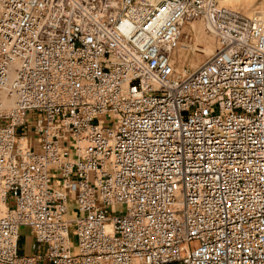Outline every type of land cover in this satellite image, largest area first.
Segmentation results:
<instances>
[{"label":"built area","instance_id":"1","mask_svg":"<svg viewBox=\"0 0 264 264\" xmlns=\"http://www.w3.org/2000/svg\"><path fill=\"white\" fill-rule=\"evenodd\" d=\"M194 21L217 40L195 69ZM0 264H264V14L0 0Z\"/></svg>","mask_w":264,"mask_h":264},{"label":"rangeland","instance_id":"2","mask_svg":"<svg viewBox=\"0 0 264 264\" xmlns=\"http://www.w3.org/2000/svg\"><path fill=\"white\" fill-rule=\"evenodd\" d=\"M224 0H220V3L233 9L236 11H239L243 13L244 15L251 16L255 13H261L264 14V0H227V2L223 3ZM195 23L196 26H201L204 28V33L206 35V41L209 42V44L212 47V52L215 53L216 46H217V40L216 38L207 30L206 26L200 22V21H194L189 24H186L181 32L180 40H179V49L176 52V58L177 61L181 66L193 68V62L197 59V57H202L199 65L204 63L207 59H209L212 55L204 56L201 51L205 49L206 45L201 41L200 35L195 31L191 24ZM187 30V31H186ZM191 38V39H190ZM190 39V41H189ZM214 41H213V40ZM189 41V42H188ZM212 41V42H211ZM214 45V46H213ZM212 53V54H213ZM182 61V62H181ZM41 117V115H38L36 113H29L28 118L33 119V121L38 120ZM30 121V120H29ZM106 122H111L110 119H106ZM27 133V130L25 128H20L17 131L18 135H25ZM31 135V134H29ZM60 147L61 148H73V143L70 141L69 136L67 135L64 139L60 141ZM113 213H116L118 215L123 214V207H114L112 209ZM77 216L76 208L71 207L70 208V214L69 217L74 218ZM74 228H71V235L70 240L72 242V245L74 249L77 247V240L74 236ZM31 239L29 236V231L26 228L20 229V238L18 242V254L19 255H26L29 253H35V254H41L43 253L45 247L42 246L40 248H31Z\"/></svg>","mask_w":264,"mask_h":264},{"label":"bare ground","instance_id":"3","mask_svg":"<svg viewBox=\"0 0 264 264\" xmlns=\"http://www.w3.org/2000/svg\"><path fill=\"white\" fill-rule=\"evenodd\" d=\"M233 1V0H232ZM236 1H238V0H236ZM226 3L227 2V0H224L223 1V3ZM191 27L196 31L197 30V32L199 33V35H200V39H201V41L206 45V47H205V49L204 50H202L201 51V53L204 55V56H208V55H212V47H211V45L209 44V42L208 41H206V40H208V39H206V35H205V33H204V28H202L201 26H196V24L195 23H192L191 24ZM187 31V30H186ZM213 40V39H212ZM214 41V40H213ZM212 42V41H211ZM214 46V45H213ZM216 48V47H215ZM201 56L200 57H197V59L193 62V68L195 69V68H197L198 66H199V62H200V60H201ZM182 62V61H181Z\"/></svg>","mask_w":264,"mask_h":264}]
</instances>
